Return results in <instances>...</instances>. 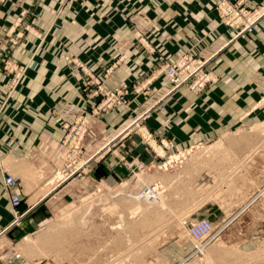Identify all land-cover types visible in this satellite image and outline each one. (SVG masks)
Returning a JSON list of instances; mask_svg holds the SVG:
<instances>
[{
  "label": "crops",
  "instance_id": "1",
  "mask_svg": "<svg viewBox=\"0 0 264 264\" xmlns=\"http://www.w3.org/2000/svg\"><path fill=\"white\" fill-rule=\"evenodd\" d=\"M82 1L0 2V32L25 31L29 25L40 36L44 34L39 39L26 32L20 44L11 47V56L30 62V68L27 81L7 96L6 72L0 71V264H52L24 254L22 241L35 225L46 222L54 206L72 200L92 181L116 176L107 175L108 167L117 165L129 170L126 164L132 158L153 166L158 156L134 127L115 141L105 142L121 123L126 124L131 116L144 110L143 95L131 92L129 107L111 109L90 120L91 99L81 90V75L68 62L67 71L58 70L54 63L60 53L64 57H83L92 69L100 70L110 58L123 52L120 45L124 40H132L125 60L108 74L104 85L130 87L149 78L155 97L166 83L158 67L172 59L175 51L191 48L198 57H206L214 38L232 35L213 9V0ZM247 3L264 6V0ZM143 30L147 33L142 43L134 32ZM38 44L41 47L34 52L33 46ZM148 47L153 50L148 51ZM206 69L217 75L215 83L196 93L181 86L151 107L142 124L148 137L155 141L172 140L173 147L179 149L195 139H214L219 131L229 127L264 122V117H254L255 112L264 115V15L253 32L232 39L211 58ZM66 105L78 110L61 114L59 111ZM82 111L89 118L82 138L84 146L80 148L86 154L82 174L50 179L63 155L59 144ZM138 120L139 124L144 119ZM6 173L19 180V208L26 213L19 225L11 224L13 216L2 183ZM121 175L118 178L125 177Z\"/></svg>",
  "mask_w": 264,
  "mask_h": 264
},
{
  "label": "rangeland",
  "instance_id": "2",
  "mask_svg": "<svg viewBox=\"0 0 264 264\" xmlns=\"http://www.w3.org/2000/svg\"><path fill=\"white\" fill-rule=\"evenodd\" d=\"M144 24L148 26L146 22ZM26 32L38 35L39 39L44 37L29 25L25 31L0 32V71H5L7 76L6 96L28 78L30 62L11 56V47L19 45ZM145 33L147 31L144 30L134 32L140 42ZM132 44V40H124L120 45L123 52L110 58L100 70L92 69L83 57L73 54L64 57L60 53L61 57L54 64L60 72L67 71L68 64L76 73L79 71L81 90L86 98L91 99L90 120L111 109L129 107L131 92L143 95L141 103H145L144 110L131 116L126 124L121 123L105 142L115 141L120 134L134 127L133 130H140L144 135L148 147L155 150L158 155L156 162L151 166L137 159L145 164L141 169L135 166V159L132 158L126 164L129 170L124 171L117 165L108 167L107 175H117L92 181L72 200L54 206L48 220L35 225L28 236L33 239L44 231L51 232L43 243L49 248V256L34 259L52 264H264V122L229 127L219 131L220 135L214 139H195L179 149L173 147L172 140H152L142 126L151 107L181 86H185L190 93H196L207 84L215 83L217 75L206 69L215 56L198 57L191 48L175 51L172 59L163 61L158 67L166 83L155 97L150 91L149 78L130 87H106L103 81L125 60ZM40 47V44L37 47L34 45L32 50L35 52ZM147 49L153 50L151 47ZM184 59L189 63L186 69L180 62ZM197 61L204 62L202 73L205 78L201 84L196 73L188 75L197 69ZM178 63L180 80L173 84L166 70L173 64L178 66ZM77 110L72 105H66L59 112L66 115ZM82 113L68 126L59 144H62L63 155H60L61 159L50 179L80 177L82 174L86 154L83 147L80 148L86 123L89 122V118ZM79 117L85 118L86 123L70 132ZM254 117L262 118L264 115L255 112ZM138 119L144 120L138 124ZM72 135L75 136L73 140ZM65 138L66 143H63ZM72 149L76 152V162L69 166L66 155ZM93 159L89 161L92 163ZM118 175L125 177L118 178ZM151 184L156 185L155 196L147 194L142 202L140 196L146 194L144 186ZM187 217H206L214 226V231L204 241L201 253L194 252L184 228L183 221ZM39 247L26 249L24 254L32 258ZM58 259L63 262H58Z\"/></svg>",
  "mask_w": 264,
  "mask_h": 264
},
{
  "label": "built area",
  "instance_id": "3",
  "mask_svg": "<svg viewBox=\"0 0 264 264\" xmlns=\"http://www.w3.org/2000/svg\"><path fill=\"white\" fill-rule=\"evenodd\" d=\"M4 0H0L3 2ZM213 8L217 11L218 16L220 17L221 23H223L228 29L232 30V35L229 38H214L212 45V51L206 57H214L219 53L224 47H226L232 39L236 37H243L245 34L253 32L257 26L258 19L264 15V6L260 5H248L247 0H215ZM186 57V56H184ZM181 62V65H184V68L189 67L187 59H184ZM203 61H197V69L190 71V74L193 72L196 73L200 78V84L205 78V74L202 73ZM180 67L175 64L167 67L166 74L170 82L176 84L180 80ZM86 123V119L79 117L78 121L71 127L70 132H72L76 126L79 128ZM137 124V123H136ZM80 125V126H79ZM77 133V131H75ZM70 134V133H69ZM67 135V137L69 136ZM66 137V138H67ZM66 138L63 143H66ZM75 138L72 135V140ZM78 142V141H77ZM77 147V144L75 145ZM76 152L74 149L71 152H68L66 157L68 158V165L72 166L76 162ZM134 164L137 168L145 167V164L142 161L134 160ZM2 183L8 194V202L12 212V223L13 225H19L22 219L25 216V212L21 211L19 206L21 203V196L19 191V180L12 173H6L2 177ZM156 191V185L151 184L144 186V193L153 196ZM145 194V195H146ZM184 228L188 237L191 239L193 244V250L196 253H201L203 251V245L206 238H208L214 231V226L212 222L206 217H196L190 218L187 217L183 221Z\"/></svg>",
  "mask_w": 264,
  "mask_h": 264
},
{
  "label": "bare ground",
  "instance_id": "4",
  "mask_svg": "<svg viewBox=\"0 0 264 264\" xmlns=\"http://www.w3.org/2000/svg\"><path fill=\"white\" fill-rule=\"evenodd\" d=\"M216 11V10H215ZM214 11V12H215ZM66 169V168H65ZM144 186V185H143ZM159 186V185H158ZM263 191V190H262ZM127 193V192H126ZM139 194V193H138ZM143 194V193H142ZM157 195H158V193H157ZM129 196H132L131 194L129 195ZM150 196V195H149ZM153 196H155V194L153 195ZM152 196V197H153ZM135 197V196H134ZM133 197V198H134ZM139 197V196H138ZM141 197V201L142 202H144L145 201V199L147 198V194L145 195V194H143V195H141L140 196ZM252 199V198H251ZM250 201V200H249ZM66 216V220H67V222H68V219H67V215H65ZM70 218V217H69ZM60 220V219H59ZM63 220V219H62ZM63 222H65V220L63 221ZM59 223H60V221H59ZM61 223H62V221H61ZM64 224V223H63ZM76 225V224H75ZM82 225V224H81ZM64 226V225H63ZM80 226V225H79ZM51 236V232H49V231H44L43 233H40V234H38V235H36L35 236V238H30V237H28V236H26L24 239H23V241H22V247L24 248V250H26V249H30V248H32L33 246H39L40 245V249L39 250H37V254L36 255H34L32 258H44V257H47V256H49V248H46V247H44V245H43V243L46 241V239L48 238V237H50ZM58 262H63V261H60V259H58Z\"/></svg>",
  "mask_w": 264,
  "mask_h": 264
}]
</instances>
